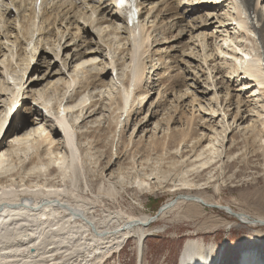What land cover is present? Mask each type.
<instances>
[{
  "label": "rangeland",
  "instance_id": "rangeland-1",
  "mask_svg": "<svg viewBox=\"0 0 264 264\" xmlns=\"http://www.w3.org/2000/svg\"><path fill=\"white\" fill-rule=\"evenodd\" d=\"M52 2H50L45 11L50 12L49 7ZM150 2H153V5H150ZM201 2V0H140L141 12L139 10L138 24L145 26L142 37H148L147 39L149 41L146 40V45L142 48L143 53L141 49H139L141 54H138V57L141 56L140 60L141 65L144 67V76L142 82L133 89L136 97L139 92L146 91L148 93L142 104H139V99H141V97H138V99L136 98L137 101L134 104L135 108L133 110V115L135 113L138 115H132L129 119V126L125 128L124 138L125 142L128 144V149L124 150V147H122L118 138L119 129H121V126L124 123H127L124 112H122L120 118V121L123 124L117 128L116 134L113 133V135H108V141L111 142L113 139L112 137H116L114 146L111 148L112 154L116 155V147H122L121 154L123 155H120V158H122L123 162L126 161L125 163H127V156L132 157L134 154H137L136 167L140 170L141 167H139V164L141 163V156L144 155L146 159L148 158L149 164H151L158 157L161 158V155H163L160 151H158V153H161H159L160 156L158 153L155 154L156 151L152 149H150L147 153L142 152V148L147 145L146 143L150 140V135L154 132L156 123L162 122L160 124L161 128H158L159 130L156 131L157 139H162L163 131H165V119L167 116L171 115L173 121L170 122V130H173L175 133H179L188 129L192 137L187 141L189 147H192L199 139L205 138L204 140H206L208 138L210 140L212 138L211 134H213V131H211L210 127L214 128L213 130L220 132L222 128V124L220 123L222 121L221 117L224 115L223 119L225 121L223 124H229L230 129L226 132L227 138L223 143V149L226 152L233 153V157L231 158L232 160L228 162V164L231 165L227 170V173L229 176L232 173H234V175L231 181L226 182V185L223 186V190L220 193L214 194L213 189L208 188V195H212L215 202L207 203V206L202 205V207L206 209V212L202 214L204 217L197 220H173V213L164 216L165 218L159 216L162 208L169 203H173L176 198L183 194V192L167 193L165 191H161L158 193H152V195H141L136 197L137 190L135 186L127 192L120 189L119 195L116 197L117 199L113 200L103 197V204L96 203L97 210H99L96 215L99 217L102 216V210L109 208L108 210H112L117 213H120V211H127V214L132 213L135 216L145 214L151 219V224L144 229L145 235L142 242L138 240L137 234L132 235L133 237H128V241L126 240L127 243L122 249H120L121 251L107 256L103 264H178L184 245L188 240H198L200 242L202 240L206 246H213L214 251L211 253L210 262L208 261V264H242L241 262L243 261L242 259L244 254H248L252 258H255L257 260V264L264 263V222L262 224L253 223L260 222V218H264V158L261 155L262 151L259 150L258 152L257 149V137L264 135V130L263 132H260V119H258V115H261L264 118V108L262 107L264 104V90L262 87H259V90L258 86L253 81V84L249 85L244 90L242 88H237L240 84L235 83L236 79L244 80L246 75H244L243 70L240 71V69H235V72H233V67H236L234 59L229 55L224 57L219 51H217L216 48L221 46L223 47L222 49L227 52L233 50V44L228 42L227 45H224L222 42L224 36L227 34L225 37L229 36L230 38H237L234 42L239 45L242 44L243 49L248 47L251 55H254L257 54L256 46H254L256 38L253 34L249 35V33H245L244 30L238 27L234 20H231L233 11L232 6L229 4H233L232 1H230V3L229 0H212L209 4ZM100 3L90 6L95 8L97 11L94 14L95 17H92V19L94 18L95 20H92L91 25H89L87 21L89 16L92 15L91 10L86 9L82 12L86 13L85 16L82 15L86 21L84 22L83 20H78L77 24L80 28L84 27L85 29L83 28L84 33L81 31L77 34L78 38L75 42L68 41L70 40V34L73 33L72 30L77 28V26H74L71 23L72 26L69 27L70 30L68 29L70 34L65 36L64 40L60 42L61 46L59 50H56V53H59V58H55L53 53L49 50L52 48L51 46L53 40L48 39L49 42H45L43 39L44 36H42L40 42L42 46L46 47L39 46L37 52L35 53V59L32 64L33 66L30 67L28 72L25 74L24 81H22L23 84L28 77L33 78V89L30 90L28 88L26 90V85L21 87L20 97L17 98L15 108L16 111L12 109V115H14L11 119H9L5 132L10 130L13 126L19 128V123L24 115L28 116L30 113L36 114V112L42 113L39 114V117L31 116V121L36 124V122L39 123L42 120V115L46 116V121L49 123L44 120L40 125H43L45 129L52 126L53 129V125L55 126V124L52 117L56 112L57 103L63 99L64 104L69 96L74 97L76 102L85 99L87 102L89 101L91 103H95L99 100L96 96L102 90V93H112V96L116 95L115 98L117 97V90L121 88L120 86L122 82L127 79V75L124 73H126V65L129 61L125 62L123 66L116 68V71L114 68L113 73L111 70L113 65L105 66V70L109 75L102 74L103 72L99 71L101 67L100 64L103 65L105 62L110 64V59L113 57V62H115L116 59H120L121 61H118L117 64L123 63V57L126 55V52H124L123 56H120L122 52H120V49L122 48L123 50H126L128 42L124 41L126 33L125 31L123 32L122 25L113 21L110 15L108 16V14L102 13L106 10L103 9V6H98ZM253 5L255 10V3H253ZM258 5V10L264 14V0H259ZM209 6L211 9H215L214 11H211V14L213 12L217 15H211L209 17L205 15V10H208L207 8ZM82 8L85 9L82 5L75 11L70 9L69 12L71 13L68 14L63 23L59 22V19L56 18L57 20L53 27L54 29L50 27L53 25H50V29L44 32V35L48 33V35H50L52 31L54 34L56 33L60 35L61 31H64L67 28L65 26L69 23V19L74 17L76 12L80 14ZM23 9L27 10V8L22 7V10ZM56 12L57 11H55V13ZM21 14L24 15V17L26 16V23V18H28L29 12H22ZM227 14L228 16L226 17ZM10 19L12 20V18ZM72 19L71 22L73 21ZM96 19H98V21ZM3 21L6 23V18L3 19ZM97 23L98 25H96ZM200 25L201 29L199 27ZM246 25L248 26V24ZM18 28L20 30L21 26H18ZM194 28L196 29L194 30ZM0 29L6 33L4 35H0V39L2 40H4L5 36L11 35V31L13 32V28H11L10 32L8 31L10 29L8 23L5 24V27H1ZM51 29L53 30L51 31ZM85 30H88V33ZM22 33L23 31L20 32L19 35ZM197 40H199V43H197ZM67 41L69 44L66 43ZM20 42L24 43L23 38L19 41V43L18 41L16 42V47L12 50V52H14L13 61H15L14 64L11 65L13 67L9 68V71L6 72L7 70H5L0 63V80L2 78L1 75L9 77L10 79L4 76L6 82L9 81L8 84H11L10 88L13 83H18V79L20 78V73L17 74L11 71V69L17 70V67H15L17 66L15 64L17 60L16 54L18 55V53H21L23 49ZM34 42L35 40L33 41V44ZM221 42L223 43V46L221 45ZM3 43H5V45H9L6 42ZM47 43L48 45H46ZM108 46L111 47L110 50ZM242 46L240 47L242 48ZM98 47L99 50H97ZM88 48H91L93 52L96 53L95 56L98 57L96 65L98 66L89 68L87 64L85 65V71L83 70L82 72L81 70V72L79 71L76 74L71 73V69L69 68H71L72 63L76 60L73 56L78 53H83V51L88 50ZM116 48H118L119 51H117ZM261 51L262 49L259 50V52ZM4 52H8V49L5 48V46H1L0 60L2 59ZM67 52H69V56L66 58ZM219 57L227 58L221 61ZM65 59L67 60V66L64 69L62 61ZM128 59L129 57L125 56L124 61ZM2 68L5 70V73H2ZM69 73L76 76V83H73L72 87L68 88L67 91L65 87L63 88V81L65 79H70ZM116 73L119 75H116ZM102 75L105 84L113 80L112 83L115 82V88H117L116 86L119 88L115 91H113L115 88L110 90L108 87H100L92 90L89 83L93 80L95 81L100 79ZM95 76L98 77L95 78ZM43 77H46V79L52 78V85L54 84L55 87L45 93L43 96L44 99L42 98L39 100L38 95H35L33 91L35 89L42 90V88L49 84V80L46 82L41 81ZM13 79L15 82H12ZM100 84L98 83L97 85L99 86ZM5 85V83L1 85L2 92H4L3 94L2 92L0 93V118L4 117L9 110L8 106L4 105V101L7 103V100L11 96V89L7 90ZM214 92L217 95L215 96L218 99L217 103L213 99ZM105 97L108 98L107 95ZM101 100L102 97H100L99 102ZM103 103L107 107H103L101 109L102 112L100 111L98 113H101L100 118H86L83 124L79 123V121L74 125V130L76 132V146L81 157L82 175H84L78 176V185H82L85 177L86 182H88L89 185L91 183L90 187L93 191H95L101 183H99V181H95L94 177L98 174V165L96 164V161L100 156H102L103 152L101 151H104L103 148L101 150L100 148L95 147V142L99 141L97 139L99 131H94L100 123L101 126H104L105 128L109 124L107 122L105 124V121L109 120L114 123L113 119L119 113V111H117L115 113L116 115H112L115 106L111 105L110 107L106 100H104ZM9 107L11 109L10 105ZM238 107L239 113L237 114L236 112ZM149 108L150 111L148 113ZM72 109L73 111L66 115L67 123H71V125H73V121L76 119V113H74L76 111V107ZM99 109L100 106L97 107L96 111ZM205 109L210 110V112L214 110L216 113L214 116L210 117V114L206 112ZM235 115H238V117H236L237 119L234 122L233 117H235ZM239 118H244V121H239ZM142 119L143 122H141ZM134 123H137V126L133 134ZM188 123L189 125H187ZM252 123H255L254 127L253 129H249L248 126ZM47 131L49 132L48 129ZM91 131L93 134L90 133ZM257 131H259L258 134ZM131 134H133L131 138L135 144H129ZM4 135L5 133L1 136L0 141ZM255 135L258 136L256 137ZM142 137L143 143L141 145H137ZM7 141L8 143L10 142L9 138ZM54 141L56 142L55 144L60 142V135L54 137ZM171 142L172 143L168 148L170 151H167V158H164V170H169L168 168L173 166L175 160H178V158H176L175 150L180 144H177L176 139H172ZM190 143L193 144L190 145ZM183 144L184 143H182V145ZM133 145L134 148L132 147ZM51 147L53 148V146ZM51 147H46L44 149L41 148L39 149L40 151L38 150L36 152L29 151L28 161L35 158L37 154L44 157L46 160H53V157L50 156L52 153ZM120 147L118 149H120ZM132 148L133 150H131ZM6 149H8V147H6ZM123 150L125 153H123ZM190 150L191 149H188L187 151ZM125 154H127L126 157H124ZM193 154L190 153L189 155ZM61 155L64 156V153L62 152ZM226 159L227 158L225 157L224 161ZM46 163L47 166L51 164V162ZM115 169L114 173L116 175L114 176L109 175L111 171L113 172L112 169L106 173L107 178L111 179L113 182L114 180H117V174L119 175L120 173L117 172V167ZM181 169L182 168L179 165L178 167H174L171 173L168 174L169 178H167L166 181L170 179L175 180ZM21 171H24V169H21L20 172ZM78 175L80 174L78 173ZM235 176L236 178H234ZM159 209L161 210L158 211ZM207 218L209 219L206 220ZM208 221H213L216 228L199 229L201 224L207 223Z\"/></svg>",
  "mask_w": 264,
  "mask_h": 264
},
{
  "label": "bare ground",
  "instance_id": "bare-ground-1",
  "mask_svg": "<svg viewBox=\"0 0 264 264\" xmlns=\"http://www.w3.org/2000/svg\"><path fill=\"white\" fill-rule=\"evenodd\" d=\"M91 1L92 0L53 1L54 5L50 7V12L42 10V16L37 17V15H35L36 12L33 9L35 0H0V28L5 27V24L7 23L8 26H10V29L8 30L9 32L11 31V28H13V32H10L11 35L5 36L4 40L0 39V47L5 46V48L8 49V52H4L2 55L3 57L0 60L1 66L7 70L6 72L9 71V68L13 67L11 65H13L15 62L13 61L14 52H12V50L16 47V42L18 41L19 43L22 38L24 40V43L20 42V44L23 46L22 52L18 53V55L16 54L17 60L15 64L17 66L15 67H17L18 71L16 69H11L13 73H20V78L18 79L19 82L16 83L13 79L12 82L15 83H13L10 88L11 84H8L9 81L6 82L5 75V77L1 75L2 78L0 80V93L2 92L1 85L3 83L6 84L5 86L7 90L11 89V96L7 100V103L4 101V105H7L9 110L4 115V117L0 118V138L5 133L4 137L0 141V199H6L5 202L2 204L0 203V264H103L107 256L120 252V249L123 247V245L127 243L126 240L128 237L137 234L138 240L142 242V239L145 235L144 229L148 227L149 224H151V219L145 214L135 216L132 213L127 214V211H120V213H117L113 212L112 210L111 212L108 210L109 208L101 211L102 216H97L96 213H98L99 210H97L96 203L103 204V197L113 200L117 199L116 197L119 195L120 189L127 192L129 189L131 190L135 186L137 190L136 197L141 195H152V193H158L161 191H165L167 193L183 192V194L176 198L173 203H169L168 205L164 206L162 210L160 209L161 211L159 210V216L165 218L164 216L173 213V220H197L201 217H204L202 214L206 212V209H204L202 205L207 206V203L215 202L212 195H208V188H212L214 194L220 193L223 190V186L226 185V182L231 181L234 175V173H232L229 176L227 173V170L231 165L228 164V162L232 160L231 158L233 157V153L226 152L223 149V143L227 138L226 132L230 129L229 124H223L225 121L223 119L224 115L221 117L222 121L220 122L222 124L221 131L217 132L216 130H213L214 128L209 126L211 131H213V134H211L212 138L210 137V140L208 138L204 140L205 138L199 139V137L197 143L192 147H189L187 141L192 137L188 129L183 131L181 130L182 132L179 133H175L173 130H170V122L173 121V118L171 115H165L167 117L164 122L165 131H163V138L157 139L156 137V131L159 130L158 128H161L160 124L162 122L156 123L154 132L150 135V140H148V143H146L147 145L142 148V152L144 153L149 152L150 149L156 151L155 154L160 151L163 154L161 155V158L158 157L155 161L149 164L148 158L146 159L144 155L143 156L145 158L141 156V163L139 164V167H141L140 170H138V167H136L137 154H134L132 157H128L127 154H125L124 157L127 156V163H125V158V162L122 161V158H120V155H123L121 154V148L124 147V150L128 149V144L125 142L124 138V131L125 128L129 126V119L133 115V110L135 108L134 104L138 97H141V99H139V104H142L145 101L148 93L146 91L139 92L136 97L134 95L133 89L143 80L144 67L141 65V56L138 57V54H141L139 49H141L143 53L142 48L144 45H146L145 43L146 40H148V37H142L145 27L144 25L126 24L120 10L117 9L115 5V0H94L96 2ZM230 1L233 3L229 4L232 6L233 14L231 15L232 17H229H231V20H234L238 27L244 30L245 33L254 35L256 42L254 40L253 41L255 42L254 46H256L257 54L251 55L249 52L250 49L248 47L245 46L246 48L243 49L242 44L239 45L234 42V40L237 38H230L229 36L225 37L227 35L226 33L222 42L224 45H227L228 42L233 44V50L227 52L222 49L223 47L218 46L216 47L217 51H219L224 57L229 55L234 59L236 62V67L232 66L234 68L232 70L233 72H235V69H240V71L243 70L244 75H246L244 80L236 79L235 83L240 84L237 88H242L244 90L254 82L258 86V89L259 87H262L264 90V14L258 10L259 0H229V2ZM43 3H45V0ZM98 3H100L98 6H103V9L106 10L105 12H102L103 14L106 13L108 16L110 15L113 21L122 25L123 32L125 31L126 33V37L123 39L124 41L128 42V47L126 46V50H123L122 48V50L120 49V52L122 51L120 56H123L124 52H126L125 56L129 57L128 60L124 61V56L123 63L120 64L117 63L121 60L116 59L115 62H113V57L110 59V64L106 62L103 65L100 64L101 67L99 71L103 72L102 74H108V72L105 70V66L113 65L111 69L113 73L114 68L116 71V68L123 66L125 62L129 61V63L126 65L127 67L124 65L126 67V73L124 74L127 75V79H124L125 81L122 82V84L120 83L121 88L119 90H117L119 88L118 86L115 88V82L112 83L113 80L105 84L102 78L103 75L100 77V79H97L98 81L93 80L89 83V85H91L92 90L100 87H108L110 90L115 88L113 91L117 90V97L115 98L116 95L112 96V93H102V90L96 96L99 100L100 97H102V100L100 102L98 100L95 103H91L89 101L87 102L85 99L76 102L74 97L69 96L64 104L63 99H61V101L58 100L59 102L57 101L58 103L56 106V112L52 117L55 126L53 125V129L52 126L48 127L47 129L49 132L43 127V125H40L44 120L45 122H48L46 121V116L42 115V120L40 122L38 121L39 123L36 122L37 120L35 121L36 124L31 121V116L39 117V114L42 112H36V114L30 113L28 116L24 115L19 123V128L13 126L10 130L5 132L9 119H11V117L14 115H12V109L16 111L15 108L17 104V98L20 97L21 87L26 85V90L28 88L30 90L33 89V78L28 77V79L23 84L22 81H24L25 74L28 72L30 67L33 66L32 64L34 62L37 49L39 46H42L40 42L42 36H44L43 39L45 42H47L48 39L53 40L51 46L52 48L49 50L53 53L55 58H57L59 53H56V50H59L61 46L60 42L64 40L65 36L70 34V32H68V29L70 30L69 27L72 25L77 26L76 29L72 30L73 33L70 34V40H68L69 42H75L78 38L77 34H79L81 31L84 33L85 29L84 27L80 28L77 24L78 20H83L84 22L86 21V19L82 17V15L85 16L86 13L82 12L86 9L91 10L92 15H88L89 18L87 19L88 24L91 25L92 20L94 19H92V17L97 11L95 8L90 6L97 5ZM253 3H255L256 6L255 10L253 8ZM149 4L153 5V2H150ZM81 5L85 7V9L82 8L80 14L76 12L74 17H72L73 19H69V23L67 21L68 24L65 26L67 28L64 31H61L60 35L56 33L54 34L52 30L54 29L53 27L56 20L59 19V22L63 23L64 20H66L68 14L71 13L69 10L72 9L75 11L76 9H79ZM22 6L27 8V10L25 9L22 11V9H20ZM137 6L141 12V3L138 2ZM207 9L210 10H205V15L209 16L212 10L211 7ZM214 10L215 9H213V11ZM26 11L29 12V15L28 18H26L25 23L26 16L24 17V15L21 13ZM55 11L57 12L55 13ZM215 15L217 14L214 13V16ZM227 16L228 14L226 17ZM5 18L6 23L3 21ZM10 18H12V20ZM71 19L73 20L72 22ZM96 20L98 21V19ZM246 24H248V26ZM96 25H98V23ZM18 26H21L20 30ZM49 26L53 28L51 29L52 32L50 35H48L49 33L44 35V32L50 29ZM199 27L201 29V25ZM196 28H194V30ZM190 29L193 30L192 28ZM22 31L23 33L19 35ZM86 32L88 33V30ZM14 33L17 34L15 35ZM4 34L6 33L0 29V35ZM34 40L35 42L33 44ZM68 41L66 43H68ZM198 41L199 40H197V43H199ZM3 42L8 43L9 45H5ZM222 42L221 45L223 46ZM46 45H48V43ZM240 46H242V48ZM108 48L109 50L111 49L110 46H108ZM261 49L262 51L259 52ZM97 50H99V47ZM116 50L119 51L118 48H116ZM95 55L96 53H94L91 48L83 51V53L75 54L73 57H75L76 60L72 63L71 68H69L71 69V73L76 74L79 71L81 72V70L82 72L83 70L85 71V65L87 64L89 68L98 66L96 65L98 57ZM68 56L69 52L66 53V58ZM224 57L219 58L222 61L223 59L225 60L227 58ZM66 61L67 60L65 59L62 61L63 63L61 62L64 69L67 66ZM4 69L2 73H5ZM117 74L118 73H116V75ZM69 75L70 79H65L63 81V88L65 87L67 91L68 88L72 87L73 83H76V76L71 75L70 73ZM96 77L98 76H95V78ZM47 80H49V84L42 88V90L35 89L33 91L35 95H38L39 100L43 98L48 90H52L53 87H55L54 84L52 85V78L46 79V77H43L41 79V81L44 82ZM63 83L61 82L62 85ZM98 83L101 84L98 86ZM22 93L25 94L24 92ZM104 94H106L108 98H106V95ZM215 96L217 95L214 92L213 99L217 103L218 99ZM104 100L109 103L110 107L111 105L115 106L112 115H116L115 113L117 111H119V113L114 117V123L109 120L105 121V124L106 122L109 123L106 128L104 126L102 127L100 123V125H98L94 131H99V136L97 137L99 141L95 142V147L100 148L101 150L103 148L104 151H101L103 152L102 156H100L96 161V164L98 165V174L96 177H94L93 174L95 181H99V183H101L98 188L93 191L90 187L91 183L89 185L88 182H86L85 177L82 185H78V176L84 175H82L83 172L80 159L81 157L76 146V132L74 130V125L79 121V123L83 124L86 118H100L101 113H98L100 111L102 112L101 109L103 107H107L103 103ZM9 105L11 106V109ZM98 106H100V109L96 111ZM74 107H76V111L74 112L76 113V119L73 121V125H71V123H67L66 115L69 112H72V108ZM262 107L264 108V104ZM175 109L177 110L176 107ZM205 110L210 114V117L214 116L216 113L214 110L212 112L207 109ZM122 112L125 113V120L127 122L126 124H123L120 121ZM236 113H239V107L237 108ZM136 115L138 114L135 113L133 116ZM236 117H238V115L233 117L234 122L237 119ZM258 119H260V132H263L264 118L263 116L258 115ZM239 121H244V118H239ZM141 122H143V119ZM254 124L252 123L249 125V129H253ZM120 125L122 126L121 129H119L120 131L118 138L122 147L119 146L120 149H118L119 147H116V155H114L112 154L111 148L114 146L116 137L113 136V139L111 142H109L108 135H113V133L116 134L117 128ZM187 125H189V123ZM136 126L137 123H134L133 134L136 130ZM258 132L259 131H257V134ZM90 133L93 134L92 131ZM133 134L130 136L129 144L134 143L131 138ZM58 135H60L61 141L55 144L56 142L54 141V137H57ZM8 138L10 141L9 143L7 141ZM172 139H176L177 144H180L175 150L176 158H178V160H175L173 166L168 168L169 170H164V158H167V151H170L168 148L172 143ZM257 139L258 152L261 150V155L264 158V135L258 136ZM142 140L143 137L140 139L137 145H141L143 143ZM182 143L185 145H182ZM192 144L190 143V145ZM51 146H53V148ZM6 147H8V149H6ZM46 147L52 148V153L50 156L53 157V160H46L44 157L37 154L35 158L28 161L29 151L36 152L39 149H44ZM132 147L134 148V145ZM133 148L131 150H133ZM188 149L191 150L187 151ZM124 150L123 153H125ZM62 152L64 153V156L61 155ZM188 153L194 154L189 155ZM225 157L227 159L224 161ZM46 162H51V164L47 166ZM178 165L182 168L179 175H177L175 180L172 179L173 181L171 179L166 181L167 178H169L168 174L171 173L174 167H178ZM116 167L118 170L117 172L120 173L119 175L117 174V180H114L113 182L111 179L107 178L106 173L112 169L113 172L111 171L109 175H116L114 173ZM21 169H24V171L20 172ZM78 173L80 175H78ZM234 178H236V176ZM208 219L209 218L206 220ZM260 219V222L253 223L262 224L264 222V218ZM201 228L212 229L216 228V226L214 225L213 221H208L207 223L201 224L199 229ZM213 251V246H206L202 240L201 242L198 240H188L184 245L178 264H208ZM242 260V264H257V260L248 254H244Z\"/></svg>",
  "mask_w": 264,
  "mask_h": 264
},
{
  "label": "snow or ice",
  "instance_id": "snow-or-ice-1",
  "mask_svg": "<svg viewBox=\"0 0 264 264\" xmlns=\"http://www.w3.org/2000/svg\"><path fill=\"white\" fill-rule=\"evenodd\" d=\"M117 3L119 4L120 7H124L126 0H117ZM136 15V9L134 6H131V11L128 14L129 20H132V18Z\"/></svg>",
  "mask_w": 264,
  "mask_h": 264
},
{
  "label": "water",
  "instance_id": "water-1",
  "mask_svg": "<svg viewBox=\"0 0 264 264\" xmlns=\"http://www.w3.org/2000/svg\"><path fill=\"white\" fill-rule=\"evenodd\" d=\"M159 210H160V209H159ZM159 210H158V211H159Z\"/></svg>",
  "mask_w": 264,
  "mask_h": 264
}]
</instances>
